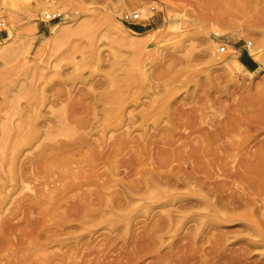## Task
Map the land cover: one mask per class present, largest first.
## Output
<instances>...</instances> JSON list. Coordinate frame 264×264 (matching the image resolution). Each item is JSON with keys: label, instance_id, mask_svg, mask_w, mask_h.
Returning a JSON list of instances; mask_svg holds the SVG:
<instances>
[{"label": "rangeland", "instance_id": "1", "mask_svg": "<svg viewBox=\"0 0 264 264\" xmlns=\"http://www.w3.org/2000/svg\"><path fill=\"white\" fill-rule=\"evenodd\" d=\"M53 1L0 0V264H264V0ZM150 6L122 23L123 12ZM47 7L62 16L42 21ZM242 58L249 72L225 68ZM154 162L163 175L194 174L215 195L191 184L148 190ZM23 170L34 175L21 180ZM37 189L51 190L50 205L29 199ZM186 201L199 205L180 210Z\"/></svg>", "mask_w": 264, "mask_h": 264}, {"label": "bare ground", "instance_id": "2", "mask_svg": "<svg viewBox=\"0 0 264 264\" xmlns=\"http://www.w3.org/2000/svg\"><path fill=\"white\" fill-rule=\"evenodd\" d=\"M59 1V0H58ZM132 1V0H131ZM136 1H140V0H134L133 1V3H135V4H133L132 2H130L131 3V5H133L134 7H137L138 6V3L136 2ZM54 2H56V0L55 1H53V3ZM141 2V1H140ZM52 2H51V4H50V6L49 7H56V6H54V4H53ZM163 3V2H162ZM49 5V3H47V5L46 6H48ZM123 6H125V8H129L130 7V4H129V2H127V1H124L123 2ZM162 6H163V4H162ZM3 9V6L2 5H0V10H2ZM123 9V8H122ZM44 10H48V7L46 8V9H44ZM43 10V11H44ZM130 11H139V12H141V14H142V18L144 17V16H147L148 15V13L150 12L149 11V9L148 10H139V9H133V10H127V11H125V12H130ZM11 18H12V16H11ZM57 23H59V22H57ZM62 23V22H61ZM59 27V24L57 25V24H55V25H52V26H50V27H48V30H50L51 32L52 31H54L55 29H57ZM156 28H153V29H150L149 31H145V32H143V33H138L139 35H147V34H150V33H155L156 32ZM214 34L215 35H219L220 34V31H218V30H214ZM153 35V34H152ZM11 37V31H8V38H10ZM7 39H0V41H2V42H5ZM248 43H250V45H251V42H248ZM248 43H246V44H248ZM250 45L248 46V50H249V56L252 58V59H254V60H257L258 59V56H259V50H254V49H257L256 48V46L252 49L251 47H250ZM221 48V47H220ZM220 48H219V50H220ZM238 56V55H237ZM225 65V68L227 69V70H229V71H232L233 70V68L232 67H235V69H237L236 67L237 66H240V67H243V68H245V70H247V68L238 60V59H234L233 61H232V63L230 64V63H224ZM248 71V70H247ZM249 72V71H248ZM232 73V72H231ZM230 74V73H229ZM229 77V76H228ZM232 77V76H231ZM120 88V87H119ZM111 97V96H110ZM94 98V97H93ZM90 102H91V100H90ZM92 106V105H91ZM262 107V106H261ZM93 108V107H92ZM134 109V108H133ZM93 110V109H92ZM126 111H127V109H125ZM131 110H132V108H130V110L128 111V113H130L131 112ZM237 110V109H236ZM125 111V112H126ZM152 113V112H151ZM235 113V112H234ZM131 116H133V115H131ZM135 116V115H134ZM133 116V117H134ZM130 117V116H129ZM128 117V118H129ZM138 117H139V115H138ZM127 118V117H126ZM123 119H125L124 118V115H123ZM126 120V119H125ZM74 121V120H73ZM86 121H89V119L88 120H86ZM99 122V121H98ZM126 122V121H125ZM129 122V121H128ZM127 122V123H128ZM75 123V122H74ZM81 123V122H80ZM90 123V122H89ZM130 123V122H129ZM228 123V122H227ZM261 123V122H260ZM78 124V123H77ZM87 124V123H86ZM126 124V123H125ZM66 125V124H65ZM64 125V126H65ZM82 125V124H81ZM91 125V124H90ZM76 126V125H75ZM83 126H84V124H83ZM85 126H87V125H85ZM101 126H103V125H101ZM128 126V125H127ZM57 127V126H56ZM60 127V126H59ZM70 127V126H69ZM171 127V126H170ZM220 128V127H219ZM225 128V127H224ZM224 128H222V129H224ZM228 128H230V127H228ZM246 128H247V126H246ZM48 129H50V126H48L47 125V129H46V131H48ZM80 129V128H79ZM78 129V130H79ZM87 129H89V128H87ZM75 130V129H74ZM81 130H84V128H82ZM86 130V129H85ZM227 130V129H226ZM66 131V130H65ZM86 131H88V130H86ZM221 132V131H220ZM49 133V132H48ZM70 133V132H69ZM74 134H75V132H73ZM52 134V133H51ZM81 134V133H80ZM123 134V133H122ZM170 134V133H169ZM169 134L167 135V136H169ZM66 135V134H65ZM77 135V134H76ZM75 135V136H76ZM126 135H127V132H126ZM219 135V134H218ZM78 136V135H77ZM153 136V135H152ZM173 136V135H172ZM175 136V135H174ZM189 136V135H188ZM39 137V136H38ZM37 137V138H38ZM41 137V136H40ZM74 137V136H73ZM164 137V136H163ZM204 137V136H203ZM205 137H207V136H205ZM222 137V136H221ZM75 138V137H74ZM120 138V137H119ZM200 138V137H199ZM201 138H202V136H201ZM171 139V138H170ZM205 139V138H204ZM209 139V138H208ZM215 139V138H214ZM219 139V138H218ZM218 139H217V141H218ZM70 140H72V139H70ZM127 140H128V138H127ZM149 140V139H148ZM161 140H164V139H162L161 138ZM194 140H196V139H194ZM159 141V140H158ZM157 141V142H158ZM205 141V140H204ZM207 141V140H206ZM69 142V141H68ZM73 142V141H72ZM102 142V141H101ZM121 142V141H120ZM149 142H151V141H149ZM165 142V141H164ZM174 142V141H173ZM203 142V141H202ZM209 142H210V140H209ZM70 143V142H69ZM87 143V142H86ZM91 143V142H90ZM119 143V142H118ZM169 143V142H168ZM188 143V142H187ZM197 143H198V140H197ZM200 143V142H199ZM207 143H208V141H207ZM211 144H212V142H210ZM216 143V142H215ZM120 144V143H119ZM147 144H148V142H147ZM175 144H176V142H175ZM204 143H202V145H203ZM206 144V143H205ZM235 144V143H234ZM27 145H28V143H27ZM60 145V144H59ZM58 145V146H59ZM81 145V144H80ZM86 145H88V144H86ZM151 145V144H150ZM165 145V144H164ZM183 145V144H182ZM188 145V144H187ZM214 145V144H213ZM240 145V144H239ZM262 145H264V144H262ZM69 146V145H68ZM82 146H83V144H82ZM82 146H81V148H82ZM85 146V145H84ZM90 146V145H89ZM104 146H105V144H104ZM169 146V145H168ZM176 146V145H175ZM178 146V145H177ZM215 146V145H214ZM222 146V145H221ZM226 146H228V145H226ZM236 146H237V144H236ZM258 146V145H257ZM78 147V146H77ZM86 147V146H85ZM155 147V146H154ZM179 147V146H178ZM184 147V146H183ZM196 147V146H195ZM198 147H200V145H198ZM208 147H210V146H208ZM207 147V148H208ZM258 147H261V146H258ZM50 148V147H49ZM139 148V147H138ZM147 148V147H146ZM171 148V147H170ZM202 148H203V146H202ZM233 148H234V146H233ZM52 149V148H51ZM58 149H60V147L58 148ZM57 149V150H58ZM64 149H66L65 147H64ZM71 149V148H70ZM69 149V150H70ZM200 149V148H199ZM220 149H221V147H220ZM224 149V148H223ZM56 150V149H55ZM176 150V153L178 152V149H175ZM260 150V149H259ZM193 151H195L194 149H193ZM228 151H229V149H228ZM140 152V151H139ZM163 152V151H162ZM162 152H161V155H163L162 154ZM165 152V151H164ZM167 152V151H166ZM180 152V151H179ZM203 152V151H202ZM223 152V151H222ZM259 152V151H258ZM59 153V151L57 152V154ZM66 153H68V152H66ZM75 153V152H74ZM81 153V152H80ZM160 153V152H159ZM172 153H175L174 151L172 152ZM225 153H227V152H225ZM225 153H224V155H225ZM262 153V152H261ZM73 154V153H72ZM151 154H154V153H152V151H151ZM167 153H165V155H166ZM178 154V153H177ZM200 154H201V152H200ZM204 154V153H203ZM20 155V154H19ZM75 155V154H74ZM78 155V154H77ZM132 155V154H131ZM158 155V154H157ZM160 155V156H161ZM192 155H194V153L192 154ZM231 155V154H230ZM250 155V154H249ZM151 156V155H150ZM156 156V155H155ZM171 156V155H170ZM174 156V155H173ZM176 156V155H175ZM178 156V155H177ZM201 156H202V154H201ZM261 156V155H260ZM143 157V156H142ZM156 157H158V156H156ZM195 157V156H194ZM197 157V156H196ZM195 157V158H196ZM209 157V156H208ZM262 157H264V155H262ZM144 158H145V156H144ZM151 158H152V156H151ZM160 158V157H159ZM180 158V157H179ZM185 158V157H184ZM191 158V157H190ZM203 158V157H202ZM214 158L215 157H213V160H214ZM220 158V157H219ZM158 159V158H157ZM163 159V158H162ZM162 159H160V161L162 160ZM173 160V158H170V160ZM174 159H176V158H174ZM205 159H208V158H205ZM210 159V158H209ZM222 159H225V158H223L222 157ZM260 159V158H259ZM48 160V159H47ZM128 160V159H127ZM131 160H132V158H131ZM135 160V159H134ZM142 160V159H141ZM144 160V159H143ZM152 160H155V159H152ZM152 160L150 159V161H151V163H152ZM164 160L165 159H163V163H164ZM177 160V159H176ZM182 160V159H181ZM218 160V159H217ZM233 160V159H232ZM248 160V159H247ZM167 161V160H166ZM191 161H192V159H191ZM258 161V160H257ZM124 162H126V161H124ZM123 162V163H124ZM139 162V161H138ZM157 162H158V160H157ZM155 163V164H158L157 166H155V168L154 169H156V170H147V172H146V177L144 178H142V182L144 183L143 184V187H147L148 188V190H151V189H155L154 188V186L155 185H159V186H161V189H163V188H166V189H168V190H175L178 186H184V185H188V184H191V185H194V186H198V189L199 190H201V192H203V193H206L207 195H209L210 194V196H213V195H215V193L212 191V190H210L209 188H206L204 185H203V182L200 180V179H198V178H196L195 177V175L194 174H191V175H188V174H186V173H183V174H179L177 171H175V172H173V171H171L170 172V174H160L159 173V171L157 170L158 168H160L162 165L161 164H159V163H161V162H159V163ZM169 162V161H168ZM207 162H211V161H208L207 160ZM214 162V161H213ZM260 162V161H259ZM119 163H120V161H119ZM122 163V162H121ZM162 163V164H163ZM166 163V162H165ZM189 163V162H188ZM208 163V164H209ZM183 164H185V162L183 163ZM203 164V163H202ZM214 164V163H213ZM258 164L259 163H257V165L256 166H258ZM136 165V164H135ZM147 165V164H146ZM165 165V164H164ZM174 165V164H173ZM212 165V164H211ZM210 165V166H211ZM219 165V164H218ZM240 166V165H239ZM254 166V165H253ZM255 166V167H256ZM143 167V166H142ZM192 167H194V166H192ZM221 167V166H220ZM223 167V166H222ZM226 167V166H225ZM241 167V166H240ZM131 168V167H130ZM144 168V167H143ZM211 168V167H210ZM262 168H264V167H262ZM134 169H135V167H134ZM163 169V168H162ZM173 169V167L170 169V170H172ZM194 169V168H193ZM201 169H203V168H201ZM219 169H221V168H219ZM33 170V169H32ZM132 170V169H131ZM175 170V169H174ZM184 170V169H183ZM186 170V169H185ZM213 170V169H212ZM225 170V169H224ZM162 171V170H161ZM203 171V170H202ZM227 171V170H226ZM225 171V172H226ZM251 171V170H250ZM166 171H164V173H165ZM189 172V171H188ZM221 172H222V170H221ZM220 172V173H221ZM224 172V171H223ZM234 172H235V170H234ZM203 173V172H202ZM236 173V172H235ZM252 173H253V171H252ZM143 174V173H142ZM196 174V173H195ZM228 174H231V173H228ZM34 175V173L33 172H31V171H26V170H23L22 172H21V174L19 175V179H21V180H26L27 179V177H31V176H33ZM199 175V174H198ZM218 175H219V173H218ZM221 175V174H220ZM222 175H224V173L222 174ZM239 175V174H238ZM38 176V175H37ZM138 176V175H137ZM196 176H197V174H196ZM201 176V175H200ZM45 177V176H44ZM92 177V176H91ZM95 177V176H94ZM209 177V176H208ZM223 177V176H222ZM231 178H232V176H231ZM234 178V177H233ZM249 178V177H248ZM260 178V177H259ZM41 179V178H40ZM99 179V177L97 178V180ZM119 179V178H118ZM211 179V178H210ZM42 180V179H41ZM204 180V179H203ZM220 180V179H219ZM236 180H237V178H236ZM256 180V179H255ZM102 181H104V179L102 180ZM113 181V180H112ZM138 181V180H137ZM137 181H135L136 183H137ZM141 180L139 179V182H140ZM178 181H181L180 183H178ZM233 181V180H232ZM56 182V181H55ZM91 182H93V180L91 181ZM106 182V181H105ZM104 182V183H105ZM216 182V181H215ZM221 182V181H220ZM223 182V181H222ZM58 183V182H57ZM75 183V182H74ZM77 183H78V181H77ZM76 183V184H77ZM129 183H131V182H129ZM133 183V182H132ZM236 183V182H235ZM27 184V183H26ZM25 184V185H26ZM59 184V183H58ZM90 184V183H89ZM95 185H97L96 184V182L94 183ZM102 185H103V183H101ZM217 184V183H216ZM237 184V183H236ZM240 184V183H239ZM80 185V184H79ZM122 185V184H121ZM211 185V184H210ZM214 185V184H213ZM221 185H223V184H221ZM249 185V184H248ZM251 185V184H250ZM27 186V185H26ZM48 186V185H47ZM123 186V185H122ZM129 186V185H128ZM131 186V185H130ZM133 186V185H132ZM220 186V185H219ZM225 186V185H224ZM58 187V186H57ZM121 187V186H120ZM119 187V188H120ZM139 187H140V185H139ZM226 187H227V184H226ZM243 187V186H242ZM46 188V187H45ZM61 188V187H60ZM73 188V187H72ZM77 188H79V186L77 187ZM81 188V187H80ZM124 188V187H123ZM219 188V187H218ZM217 188V189H218ZM224 188V187H223ZM231 188H232V186H231ZM235 188V187H234ZM238 188V187H237ZM259 188V187H258ZM28 189H29V187H28ZM63 189H64V187H63ZM65 189H67V188H65ZM64 189V190H65ZM141 189V188H140ZM220 189V188H219ZM236 189V188H235ZM243 189H245V187H243ZM61 190V189H60ZM74 190V189H73ZM72 189L70 190V191H73ZM79 190V189H78ZM77 190V191H78ZM127 190H128V188H127ZM132 190V189H131ZM215 190V189H214ZM229 190H230V188H229ZM234 190V189H233ZM69 191V192H70ZM137 191V190H136ZM156 191H158V190H156ZM161 192H162V190H160ZM188 191V190H187ZM218 191V190H217ZM228 191V190H227ZM99 192V191H98ZM123 192V191H122ZM164 192H167V190L166 191H164ZM173 192V191H172ZM257 192V191H256ZM51 190H46V189H37V191L35 192H33V195H31L30 196V200H31V198L33 199V198H35L34 200H36V197H40V196H45L46 197V199H45V203H47V204H49L50 203V199H52V197H51ZM67 193V192H66ZM74 193V192H73ZM124 193V192H123ZM163 193V192H162ZM194 193H197L198 194V192L197 191H194ZM218 193H219V191H218ZM239 193V192H238ZM248 193V192H247ZM154 194H156L155 193V191H154ZM160 194V193H159ZM167 194V193H166ZM165 194V195H166ZM222 194V193H221ZM220 194V195H221ZM225 194V193H224ZM229 194V193H228ZM244 194V193H243ZM58 196L59 195H61V192H60V194H57ZM56 195V196H57ZM84 195V194H83ZM86 195V194H85ZM100 195H102V194H100ZM126 195H128L127 193H126ZM148 195V194H147ZM153 195V194H152ZM151 195V196H152ZM227 195V194H226ZM230 195V194H229ZM250 195L252 196L253 195V192H250ZM250 195H248V196H250ZM255 195V194H254ZM73 197H74V195H72ZM87 196V195H86ZM123 196H124V194H123ZM162 196V195H161ZM160 196V197H161ZM198 196H199V194H198ZM228 196V195H227ZM245 196V195H244ZM81 197V196H80ZM79 197V198H80ZM84 197V196H83ZM130 197V196H129ZM224 197V196H223ZM234 197V196H233ZM243 197V196H242ZM260 197H262V196H259V198ZM54 198H57V197H55L54 196ZM75 198V197H74ZM90 198V197H89ZM108 198V197H107ZM143 198L145 199H147V197H144L143 196ZM153 199H155L154 197H152ZM151 198V199H152ZM229 198V197H228ZM255 198V197H254ZM258 198V199H259ZM84 199V198H83ZM103 199V198H102ZM120 199H122V198H120ZM157 199H160L159 197H157ZM226 199H227V197H226ZM234 199V198H233ZM69 200H70V198H69ZM85 200V199H84ZM125 200H127V198L125 197ZM148 200V199H147ZM150 200V199H149ZM220 200V199H219ZM225 200V199H224ZM262 200V199H261ZM68 201V200H67ZM74 201V200H73ZM92 201V200H91ZM90 201V202H91ZM133 201V200H132ZM169 201V200H168ZM167 201V202H168ZM228 201H230V198H229V200ZM259 201V200H258ZM75 202V201H74ZM122 202H124V201H122ZM187 202V201H186ZM231 202V201H230ZM95 203V202H94ZM93 203V204H94ZM109 203H111V201L109 202ZM128 203V202H127ZM223 203V202H222ZM37 204V203H36ZM106 204V203H105ZM115 204H116V202H115ZM196 204H198L199 205V203L198 202H190V203H182L181 202V204L179 205V209L181 210V209H189L190 207H194V205H196ZM226 204V203H225ZM257 204H258V202H257ZM27 205H29V204H27ZM50 205V204H49ZM52 205V204H51ZM59 205V204H58ZM79 205V202H75V203H72L71 205H70V211L71 212H73V211H75L76 210V208H77V206ZM81 205V204H80ZM107 205V204H106ZM123 205V204H122ZM169 205V204H168ZM175 205V204H174ZM232 205V204H231ZM96 206V205H95ZM230 206V205H229ZM29 207H30V205H29ZM61 207V206H60ZM59 207V208H60ZM105 207V206H104ZM258 207V206H257ZM31 208V207H30ZM29 208V209H30ZM51 208V206L49 207V209ZM99 208H101V207H99ZM210 208H212V207H210ZM27 209V208H26ZM48 208H47V210H49ZM63 208H61V209H59V210H62ZM66 209H67V206H66ZM102 209H103V207H102ZM155 209V208H154ZM163 209V208H162ZM168 208H166V210H167ZM214 209V208H213ZM31 210V209H30ZM104 210V209H103ZM159 210V209H158ZM157 210V211H158ZM164 210V209H163ZM163 210H162V213H163ZM32 212H34L33 211V209L31 210ZM53 211V210H52ZM90 211H91V209H90ZM96 211H98V210H96ZM101 211V210H100ZM99 211V212H100ZM156 211V210H155ZM156 211V212H157ZM175 211V210H174ZM184 211V210H183ZM39 212V211H38ZM150 212H151V210H150ZM165 212H167V211H165ZM168 212H169V210H168ZM190 212V211H189ZM261 212H264V211H261ZM47 213V212H46ZM57 213H59L58 211H57ZM63 213V212H62ZM75 213V212H74ZM89 213V212H88ZM101 213H102V211H101ZM146 213V212H145ZM154 213V212H153ZM186 213V212H185ZM152 214V213H151ZM150 214V215H151ZM160 214V213H159ZM164 214H166V213H163L162 215H164ZM171 214V213H170ZM262 214V213H261ZM261 214H260V216H261ZM65 215H66V212H65ZM96 215V214H95ZM145 215V214H144ZM168 216H169V214H167ZM167 215H165V216H167ZM184 215H187V214H184ZM52 216V215H51ZM85 216H86V214H85ZM153 217H155V216H158V215H152ZM152 216H150V217H152ZM164 216V217H165ZM188 216V215H187ZM56 217V216H55ZM58 217V216H57ZM65 217V216H64ZM87 217V216H86ZM86 217H85V219H86ZM145 218H146V216H144ZM148 217V219L150 218L149 216H147ZM47 218H49V216L47 217ZM61 218V217H60ZM60 218H59V221H60ZM69 218V217H68ZM77 218H79V217H77ZM145 218L143 219V220H145ZM181 218V217H180ZM262 218V217H261ZM260 218V219H261ZM55 219H57V218H55ZM61 219H63V218H61ZM88 219V218H87ZM152 219V218H151ZM154 219V218H153ZM41 220H42V217H41ZM46 220V219H45ZM69 220V219H68ZM83 220V219H82ZM159 220H161V217H159ZM163 220V219H162ZM169 220V219H168ZM170 220H172L171 218H170ZM187 220V219H186ZM54 221V220H53ZM57 221H58V219H57ZM66 221V223H67V220H65ZM72 221L74 222V219H72ZM175 221V220H174ZM193 221V220H192ZM221 221V220H220ZM219 221V222H220ZM40 222V221H39ZM42 222H43V220H42ZM47 222V221H46ZM52 222V221H51ZM51 222H49V223H51ZM54 222H56V220L54 221ZM147 222H148V220H147ZM152 222V221H151ZM150 221L148 222V223H151ZM171 222V221H170ZM193 222H195V221H193ZM31 223H32V221H31ZM30 223V224H31ZM56 223H58V222H56ZM66 223H64V224H66ZM70 223V222H69ZM75 223H76V221H75ZM172 223V222H171ZM27 224V223H26ZM38 224V223H37ZM82 224V223H81ZM143 224H144V222H143ZM174 224H175V222H174ZM193 224V223H192ZM195 224V223H194ZM32 225H34L33 223H32ZM59 225V224H58ZM69 225V224H68ZM145 225H146V223H145ZM155 225V224H154ZM157 225V224H156ZM163 225H164V223H163ZM57 226V225H56ZM75 226H77V225H75ZM152 226V225H151ZM157 226H159V224L157 225ZM186 226V225H185ZM1 227V226H0ZM34 227V226H33ZM74 227V226H73ZM144 227H146V226H144ZM156 227V226H155ZM194 227H196V225L194 226ZM47 228H49V227H47ZM55 228H57V227H55ZM77 228V227H76ZM146 228H148L149 229V225L146 227ZM159 228V227H158ZM157 228V229H158ZM205 228V227H204ZM27 229V228H26ZM61 229V228H60ZM148 229H146V231L148 230ZM156 228H154L153 229V231L155 230ZM156 229V230H157ZM163 229V228H162ZM184 229V228H183ZM150 230V229H149ZM194 230V229H193ZM203 230V229H202ZM26 231H28V230H26ZM26 231H23V232H26ZM165 231H168L167 230V228L165 229ZM219 231V230H218ZM151 232V231H150ZM150 232H149V234H148V237H149V235H150ZM185 233H186V230L184 231ZM184 232H183V234H184ZM189 232V231H188ZM205 232V231H204ZM221 232V231H220ZM27 233V232H26ZM140 233V232H139ZM163 233V232H162ZM56 234V233H55ZM137 234V233H136ZM164 234V233H163ZM222 233H220V234H218V235H221ZM45 235H46V233H45ZM102 235V234H101ZM139 235V234H138ZM137 235V236H138ZM140 235H142V233L140 234ZM144 235V234H143ZM156 235H158V234H156ZM182 235V234H181ZM180 235V236H181ZM192 235H194V234H192ZM29 236V235H28ZM38 236V235H37ZM151 236V235H150ZM158 236H160V235H158ZM185 236V235H184ZM187 236V235H186ZM190 236V235H189ZM31 237H34V236H32L31 235ZM30 237V238H31ZM44 237V236H43ZM85 237H86V235H85ZM146 237V236H145ZM156 237V236H155ZM161 237V236H160ZM164 237H165V235H164ZM182 238H184L183 236H181ZM188 237V236H187ZM187 237H185V238H187ZM199 237V236H198ZM23 239H26V238H24V236L22 237ZM29 238V237H28ZM91 238V237H90ZM154 238V237H153ZM153 238L152 239H150V237H149V239L150 240H152L153 242H154V240H153ZM22 239V240H23ZM93 239V238H92ZM139 240L141 239L140 237L138 238ZM147 239V238H146ZM145 239V240H146ZM156 239H158V237L156 238ZM161 239V238H160ZM159 239V242H161L162 240H160ZM162 239H164V238H162ZM188 239H190V238H188ZM22 240H21V243H22ZM27 240V239H26ZM34 240V239H33ZM87 240V239H86ZM89 240V239H88ZM112 240H114V238L112 239ZM144 240V239H143ZM180 240V239H179ZM185 240V239H184ZM217 240V239H216ZM215 240V241H216ZM248 240V239H247ZM24 241V240H23ZM90 241V240H89ZM92 241V240H91ZM158 241V240H157ZM178 241V240H177ZM186 241V240H185ZM220 241V240H219ZM27 242V241H26ZM35 242H37L36 241V239L34 240V243ZM78 242H79V240H78ZM93 242V241H92ZM91 242V243H92ZM145 242V241H144ZM192 242V241H191ZM197 242V241H196ZM217 242H218V240H217ZM39 243V242H38ZM37 243V244H38ZM45 243V242H44ZM49 243V242H48ZM47 243V244H48ZM83 243V242H82ZM84 243H85V241H84ZM101 243V242H100ZM136 243H137V241H136ZM135 243V244H136ZM178 243V242H177ZM212 243H214V242H212ZM248 243V242H247ZM254 243V242H253ZM40 244H42V243H40ZM76 244V243H75ZM89 244V243H88ZM102 244V243H101ZM151 244V243H150ZM219 244V243H218ZM84 245V244H83ZM91 245V244H90ZM136 245H138V244H136ZM135 245V246H136ZM145 245H146V243H145ZM154 245V244H153ZM220 245V244H219ZM46 246H48V245H46ZM98 246H99V244H98ZM150 246V245H149ZM156 246V245H155ZM172 246V245H171ZM176 246V245H175ZM192 246V245H191ZM45 247V246H44ZM139 247V246H138ZM137 247V248H138ZM153 246L151 245V248H152ZM209 247V246H208ZM22 248V247H21ZM61 248H62V246H61ZM74 248H76V247H74ZM78 248V247H77ZM76 248V249H77ZM79 248H81L82 249V247H79ZM141 248H142V245H141ZM146 249H147V247H145ZM197 248V247H196ZM211 248V247H210ZM214 248V247H213ZM217 248V247H216ZM25 249V248H24ZM75 249V250H76ZM155 249H157V247L155 248L154 247V250ZM172 249H173V246H172ZM193 249V248H192ZM219 249V248H218ZM73 250V249H72ZM78 250V249H77ZM153 250V249H152ZM165 250V249H164ZM187 250H189V249H187ZM195 250H197V249H195ZM69 251V250H68ZM80 251V250H79ZM148 252H149V250H147ZM167 251H169V250H167ZM176 251V250H175ZM204 251V250H203ZM215 251V250H214ZM233 251V250H232ZM63 252V251H62ZM139 252V251H138ZM195 252V251H194ZM193 252V253H194ZM197 252V251H196ZM210 252V251H209ZM216 252V251H215ZM235 252H236V250H235ZM57 253H59V252H57ZM61 253V252H60ZM64 253V252H63ZM86 253V252H85ZM166 253H169V252H166ZM176 253H177V251H176ZM185 253H186V251H185ZM188 253V252H187ZM218 253H219V251H218ZM11 254V253H10ZM77 254H78V252H77ZM88 255H90V253L88 252L87 253ZM137 254V253H136ZM147 255H148V253H146ZM228 254V253H227ZM55 255V257H54V259L56 258V257H58V255L56 256V254H54ZM65 255V254H64ZM66 255H67V252H66ZM72 255V254H71ZM70 255V256H71ZM76 255V254H75ZM79 255V254H78ZM84 255V254H83ZM143 255H145V254H143ZM183 255H184V253H183ZM188 254H186V256H187ZM190 255H192V254H190ZM194 255V254H193ZM220 255V254H219ZM231 255V254H230ZM235 255V254H234ZM60 257H62L63 255L62 254H60L59 255ZM77 256V255H76ZM140 256H142V255H140ZM185 256V257H186ZM233 256V255H232ZM53 257V256H52ZM65 257V256H64ZM75 257V256H74ZM73 257V258H74ZM78 257V256H77ZM105 257V256H104ZM103 257V258H104ZM146 257V256H145ZM212 257H213V255H212ZM236 257V256H235ZM240 257V256H239ZM81 258V257H80ZM192 258V257H191ZM57 259V258H56ZM61 259V258H60ZM75 259V258H74ZM77 259V258H76ZM75 259V260H76ZM145 259V258H144ZM146 259H147V257H146ZM145 259V260H146ZM180 259V258H179ZM182 259V258H181ZM188 259V258H187ZM194 259H195V257H194ZM201 259V258H200ZM207 259V258H206ZM223 259H225L226 260V258H225V256H224V258ZM240 259V258H239ZM58 260V259H57ZM56 260V261H57ZM73 260V259H72ZM82 260V259H81ZM113 260V259H112ZM120 260V259H119ZM118 260V261H119ZM124 260V259H123ZM138 260H139V258H138ZM137 260V261H138ZM186 260V259H185ZM208 260V259H207ZM225 260H224V262H225ZM229 259H227V261H228ZM89 261H91V260H89ZM181 261V260H180ZM194 261V260H193ZM218 261V260H217ZM231 261H233V260H231ZM237 261V260H236ZM61 262H62V260H61ZM61 262L59 263V264H61ZM68 262V261H67ZM74 262V261H73ZM80 264H81V262L80 261H78ZM83 262V261H82ZM103 262V261H102ZM108 262V261H107ZM106 262V263H107ZM140 262V261H139ZM178 262V261H177ZM186 262V261H185ZM210 262V261H209ZM208 262V263H209ZM246 262V261H245ZM56 263H58V262H56ZM75 263H77V261L75 262ZM90 263V262H89ZM97 263V262H96ZM119 263V262H118ZM190 263H192V262H190ZM198 263H200V262H198ZM216 263V262H215ZM228 263H230L229 261H228ZM236 263V262H235ZM240 263H242V264H244L243 262H240ZM1 264H11L10 262H7V263H1ZM110 264V263H109ZM181 264V263H180Z\"/></svg>", "mask_w": 264, "mask_h": 264}, {"label": "built area", "instance_id": "3", "mask_svg": "<svg viewBox=\"0 0 264 264\" xmlns=\"http://www.w3.org/2000/svg\"><path fill=\"white\" fill-rule=\"evenodd\" d=\"M155 10L154 6L149 7V11L153 12ZM62 16V12L58 10H44L42 15H41V20L42 21H53L57 20ZM144 18H142V14L139 11H130V12H123L121 15V21L122 23L131 26L133 24H136L137 21H141ZM3 22L0 20V30L2 29ZM250 43L246 44V49H248V46ZM225 47L221 46L219 51H224Z\"/></svg>", "mask_w": 264, "mask_h": 264}, {"label": "crops", "instance_id": "4", "mask_svg": "<svg viewBox=\"0 0 264 264\" xmlns=\"http://www.w3.org/2000/svg\"><path fill=\"white\" fill-rule=\"evenodd\" d=\"M240 61H241V63H242L245 67H249V66H251V63H252V62H248L247 60H245V59H243V58H242Z\"/></svg>", "mask_w": 264, "mask_h": 264}]
</instances>
